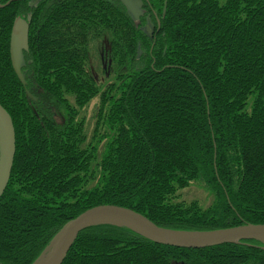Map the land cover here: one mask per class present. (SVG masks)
I'll use <instances>...</instances> for the list:
<instances>
[{"label":"trees","instance_id":"obj_1","mask_svg":"<svg viewBox=\"0 0 264 264\" xmlns=\"http://www.w3.org/2000/svg\"><path fill=\"white\" fill-rule=\"evenodd\" d=\"M140 1L135 20L121 0H0V105L16 132L0 264H35L68 222L104 205L176 231L264 225V0ZM17 20L27 25L24 81L10 54ZM103 37L117 73L104 91L88 70ZM34 86L63 109L64 126ZM97 97L102 134L87 144L79 112ZM193 182L212 205L177 202ZM63 264H264V245L178 249L100 225Z\"/></svg>","mask_w":264,"mask_h":264},{"label":"water","instance_id":"obj_2","mask_svg":"<svg viewBox=\"0 0 264 264\" xmlns=\"http://www.w3.org/2000/svg\"><path fill=\"white\" fill-rule=\"evenodd\" d=\"M124 5L126 6L125 3ZM129 14L131 15L130 12ZM26 42L27 25L17 20L11 34L10 54L13 69L22 81L24 77L20 67L21 52ZM15 156L14 124L10 114L0 105V200L8 187ZM100 225L127 228L157 245L178 249L202 250L223 245H237L244 241L264 245V225L248 224L216 231H176L159 227L133 210L104 205L92 208L68 222L35 264H39L50 249L51 255L45 264H63L79 235L86 229Z\"/></svg>","mask_w":264,"mask_h":264},{"label":"rangeland","instance_id":"obj_3","mask_svg":"<svg viewBox=\"0 0 264 264\" xmlns=\"http://www.w3.org/2000/svg\"><path fill=\"white\" fill-rule=\"evenodd\" d=\"M41 0H31V4L36 6ZM131 15L135 20H139L140 15H144L145 11L140 0H122ZM147 16V15H146ZM141 17V16H140ZM144 30L148 36L153 34V23L152 19L148 18ZM88 70L94 78L97 85L104 91L107 86L111 85L117 76L116 68L111 60V44L107 37H103L93 43L90 46L89 53V64ZM33 90V91H32ZM32 93L46 104V106L52 110L54 119L58 125L64 126L65 114L63 109L51 100L42 91L37 90L34 86L32 87ZM71 104L73 100L70 99ZM100 108V97L95 98L91 103L79 112V119L84 121L85 135L87 137V144L94 143L95 139L101 136V130L96 132V124L98 122V113ZM97 141V140H96ZM106 141H103L100 146V153L102 152ZM177 202H198L203 208H207L214 202V194L207 189V187L201 182H193L187 189L178 192Z\"/></svg>","mask_w":264,"mask_h":264},{"label":"bare ground","instance_id":"obj_4","mask_svg":"<svg viewBox=\"0 0 264 264\" xmlns=\"http://www.w3.org/2000/svg\"><path fill=\"white\" fill-rule=\"evenodd\" d=\"M50 255H51V249L48 251L47 255L43 257V259L41 260L39 264H45L49 260Z\"/></svg>","mask_w":264,"mask_h":264}]
</instances>
